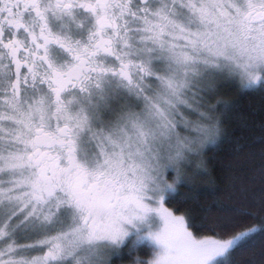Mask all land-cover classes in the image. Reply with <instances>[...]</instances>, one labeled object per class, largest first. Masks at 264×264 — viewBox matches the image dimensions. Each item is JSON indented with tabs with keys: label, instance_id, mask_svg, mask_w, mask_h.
<instances>
[{
	"label": "snow or ice",
	"instance_id": "obj_1",
	"mask_svg": "<svg viewBox=\"0 0 264 264\" xmlns=\"http://www.w3.org/2000/svg\"><path fill=\"white\" fill-rule=\"evenodd\" d=\"M217 79L264 85V0H0V264H111L129 237L136 264H222L264 232L166 206L217 142Z\"/></svg>",
	"mask_w": 264,
	"mask_h": 264
},
{
	"label": "trees",
	"instance_id": "obj_2",
	"mask_svg": "<svg viewBox=\"0 0 264 264\" xmlns=\"http://www.w3.org/2000/svg\"><path fill=\"white\" fill-rule=\"evenodd\" d=\"M238 85L229 83L221 93L228 110L220 111L217 142L207 146L199 162L182 171L185 182L166 201L177 215H186L200 237L212 235L206 219L230 216L236 209L255 214L248 224L264 223V213L258 211L264 195V86L242 91ZM150 254L146 243H127L111 264H136L137 257L147 259ZM222 264H264V232L254 234Z\"/></svg>",
	"mask_w": 264,
	"mask_h": 264
},
{
	"label": "rangeland",
	"instance_id": "obj_3",
	"mask_svg": "<svg viewBox=\"0 0 264 264\" xmlns=\"http://www.w3.org/2000/svg\"><path fill=\"white\" fill-rule=\"evenodd\" d=\"M236 84L238 85V81H226V80H223V79H217L216 80V85H215V90L213 93H210L208 96H207V105L205 107V109H202L203 110H206L207 107L211 106V105H216V111L210 113V115H212L213 117L215 118H218L220 120V125H221V114H220V109H221V104H218L217 102L220 101L222 102L223 104L226 105V101L223 99V97L221 96V93L225 91L226 89V86L228 84ZM239 86V85H238ZM264 86V85H263ZM184 111V114L186 116V118L191 121V122H201L203 124H208L209 121H206V120H200L199 116L195 113H191L189 110L187 109H183ZM219 125V127H220ZM221 129V128H220ZM178 131H180L181 133V136H187L189 138L191 137H195L197 136V133L195 131H193L191 125L188 127V128H184L183 124H181L178 128ZM219 136H220V132H219ZM201 139H203V137H201ZM208 146V145H207ZM207 146H205L202 150H201V153L200 155H196V154H192L190 155L189 157V160H190V163L187 164L185 167H183L181 169V171L183 170H188L190 168V164H192V162H199L202 157H203V154L207 148ZM169 175V178H171L172 176H174V173L173 172H169L168 173ZM134 239V237H129L128 238V241H126V244L127 243H130L132 244V240ZM147 245H149L147 242H146ZM133 245V244H132ZM150 246V245H149Z\"/></svg>",
	"mask_w": 264,
	"mask_h": 264
}]
</instances>
